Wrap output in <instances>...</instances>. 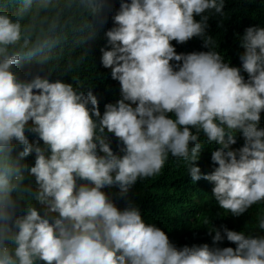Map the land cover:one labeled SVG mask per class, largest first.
<instances>
[{
    "label": "clouds",
    "instance_id": "clouds-1",
    "mask_svg": "<svg viewBox=\"0 0 264 264\" xmlns=\"http://www.w3.org/2000/svg\"><path fill=\"white\" fill-rule=\"evenodd\" d=\"M85 2L97 14L107 0ZM224 7L225 0H120L100 48L120 98L103 113L91 90L41 75L19 79L12 68L20 55H7V46L21 40L20 25L0 16V264H264V235L221 225L209 229L213 246L177 248L129 199L137 180L158 173L171 154L188 164L192 181L212 185L232 216L264 201V27L244 29L240 66H230L206 32ZM193 37L208 51L177 53L171 43ZM201 130L217 145L210 173L197 163ZM238 137L243 144L233 147ZM14 142L22 145L16 157ZM30 154L34 188L19 164ZM224 240L235 247H219Z\"/></svg>",
    "mask_w": 264,
    "mask_h": 264
},
{
    "label": "trees",
    "instance_id": "trees-1",
    "mask_svg": "<svg viewBox=\"0 0 264 264\" xmlns=\"http://www.w3.org/2000/svg\"><path fill=\"white\" fill-rule=\"evenodd\" d=\"M119 4L120 0H107L102 10L93 14L85 0H0V16L18 23L21 30V40L7 46V55H20L12 71L21 80L41 75L50 81L60 79L72 83L74 88L85 93L91 90L103 113L106 103H115L120 98L118 81L113 80L111 70L100 63V48L105 45L104 32L112 27L111 17ZM207 23V35L216 41L214 50L230 66L239 67V56L243 51L239 37L249 26L264 27V0H225L223 15L212 14ZM171 43L177 53L208 51L200 37L181 44ZM242 74L247 78L246 73ZM260 126L264 127V112ZM26 135L30 141L35 139L33 133L26 132ZM108 136L113 151L118 152L120 141L111 133ZM199 140L203 151L197 163L202 173H210L216 166L211 161V152L217 145L209 143L202 130ZM242 144L243 139L238 137L233 147ZM21 150L22 145L14 142L12 156L16 157ZM19 164L25 174V186L34 188V177L27 175V167L34 164V154L19 160ZM211 189L207 180L192 181L183 158L169 154L158 173L137 180L129 199L140 209L145 222L161 228L177 248L204 243L213 246L209 229L221 225L246 235H264V230L258 227L259 219L264 217V201L236 217L218 206ZM105 191L119 208L126 207V201L116 196L117 189L106 188ZM32 206L40 208L35 201ZM218 246L235 247L227 240Z\"/></svg>",
    "mask_w": 264,
    "mask_h": 264
}]
</instances>
